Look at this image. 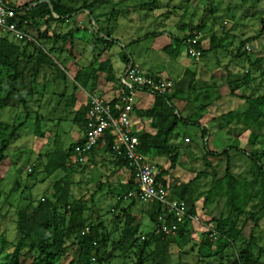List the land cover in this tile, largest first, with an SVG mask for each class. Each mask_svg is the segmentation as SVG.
I'll return each instance as SVG.
<instances>
[{"label": "rangeland", "instance_id": "obj_1", "mask_svg": "<svg viewBox=\"0 0 264 264\" xmlns=\"http://www.w3.org/2000/svg\"><path fill=\"white\" fill-rule=\"evenodd\" d=\"M153 1H108L100 9V12L109 13L112 8H116L118 12L116 11L112 18L100 22L97 29L101 32L103 31V33H106L107 30L112 31L111 37L113 43L110 44L111 46L113 45L112 48L106 51L104 44H101L102 41L96 44L97 36L94 33H83L84 31L81 30L82 32L79 33L81 41L78 43L74 42V45L68 42L63 45L64 50L67 52L72 47L71 49L75 58L76 56L79 57V54L80 56L86 54V59L80 58V61L76 62L77 68L80 70H78L79 74L75 73L74 67L68 66L58 55L51 53L48 56L52 62L53 71L51 72L50 67L47 66L44 73L40 74L37 81L38 84L36 85L37 90H41L40 88L42 87L44 88L42 90L45 92V97L41 98V105L35 103L36 99L39 100L38 96L31 102L32 105L28 109V119L25 118L26 114L21 109H4L0 111V120L2 122L18 124L25 121L24 127L18 131L16 139L10 144L6 152L8 160L1 168L4 172V178L0 184V235L6 242L8 252L11 251L10 245L15 244L18 238L14 226L16 219L15 211L18 208H24L27 205L28 199L38 200L43 197H50L53 193V183L65 175L62 172H57L53 176L48 177L44 171V166L49 163L51 165L52 161L60 159V155L65 153L68 147L74 143V132L76 130L72 122L73 116L70 113L72 112L73 105L78 104L83 98L82 93L86 88L84 83L86 72H83V67H86L90 63H88V60L92 54L91 51H93L92 44H96L93 54L96 58L102 53V55L112 58V62L113 59L117 60L119 58L122 60L124 57H131L135 61H138L140 60L139 57L142 60L146 57L149 45L153 41V38H146L147 34L159 33V35L165 36L169 40H178L187 33L189 28L200 27V32L206 35L214 32L216 35L214 42L219 44L223 54L219 58L221 63H228L230 61L229 54H235L234 51L238 49L240 41H243L246 47L249 48V51L246 49L248 55L244 56L241 60L244 63L243 65L247 61V58H245L247 56H249L248 58L251 61H254L256 56L257 58H264V19L262 20L264 18V0H157L155 5ZM9 2L12 7H21L32 2V0H9ZM81 16L84 17L80 20L82 21V26L90 29L87 17L85 15ZM225 17L235 19L237 27L233 31V37L221 33L223 25L221 26L219 23H222ZM213 23L219 26L214 28ZM76 24L79 26V21ZM50 26L52 29L53 25L51 24ZM73 27V24H68V26L67 24L61 25V28L56 25L52 31L67 33L69 28ZM235 36H239V39L236 38L235 40ZM44 46L48 50L51 48L49 44ZM175 49H178L179 54L177 56L178 59H176L177 63L174 61V64L179 66L181 63H194L187 56L185 46L176 47ZM152 57L158 63L157 67H161L168 62H172L173 54L159 52L157 54L154 53ZM201 62L205 66L210 65L208 68L210 69L213 67L211 65L214 64L213 56L211 54L207 55ZM260 65L259 72H262L264 71V62ZM220 70L224 72L222 69ZM256 70L258 71V69ZM222 74L224 76V73ZM138 95L139 93H137V98L135 99V106ZM146 96H151V94L147 93ZM36 106H41L38 111L41 113V115L38 114V121H40L38 124L35 120L36 113L31 112ZM221 107L225 109L226 104ZM41 117L49 120L43 121L44 119ZM58 119H60L59 122ZM227 120L228 118L224 119L221 123L224 125L227 123ZM193 121H190L184 127L180 125L178 128V132L187 133V137L190 138L191 147L182 149V151L180 150L175 170L169 169L167 160L163 164H160L158 158L151 159V161L158 164L160 168L168 170L169 185L178 182L188 183L199 172H203L202 176L199 177V182L192 184L190 187L191 191H195L191 193L193 194L194 202L189 196H186V200L188 206L194 204L195 214L199 217V223L213 228L214 224L211 223L212 218H219L222 214L226 215L227 213L224 208L225 198H215L218 190L214 188V180L218 181L225 175L227 161L225 156L208 157L211 168H207L204 166L202 155L209 152L226 151L230 162V173L238 181L250 179V172L253 167L244 153H234L229 150V145L233 138L228 133L224 134V136H216L215 134L210 136L208 134L204 143L200 138L201 129L194 125ZM36 131L42 132L45 136L42 138L36 136ZM261 142L264 144V138ZM241 143L244 148L248 147L244 138L241 139ZM247 165L248 167H246ZM32 168L35 170L34 174L28 177L27 174ZM212 169L214 171L213 174ZM254 169L256 168L254 167ZM101 172L102 169L94 170L93 168L87 174L75 173L69 178L70 182H72L71 192L73 197H82L84 205L88 208L87 213L84 215L85 222L99 219L104 223L115 216L112 213L113 211L111 212V209L116 208L117 205L115 197L107 195L108 191L104 185L101 192H96L97 182L103 184V179L100 176ZM26 186L30 189L24 191L23 188ZM222 188L225 189L224 184ZM211 189L215 191L213 193L214 197L211 195L208 198L207 192ZM249 189L251 188L249 187ZM21 194L24 195L20 196ZM206 198H208V202L204 204ZM139 205L145 210L151 208V205L147 203H139ZM200 224L193 223L192 225L199 227ZM251 225L248 224L243 229V235L246 238L251 237ZM195 228L197 232L193 233L192 242L186 247L179 248L183 254H179V249L176 245H173L172 248L169 245L168 252L158 257L157 251L161 247L156 242H151L146 251L147 255L145 257L147 261L145 264H217L216 258L201 259L199 257L197 245L202 240L205 232L203 227V231L202 229L200 231L197 227ZM154 230V224L148 219V216H144L140 222L137 237L139 238L144 235V237H148ZM118 235L119 233L116 232L114 237H118ZM252 236L255 239L254 255L264 263V219L259 222L258 228H256ZM113 246L117 247V244L110 243L109 247ZM109 247L107 248V252L113 251ZM170 248L171 252H169ZM152 253L157 256H153ZM77 254L78 248L72 246L62 258V262L67 263L75 260ZM115 255L116 257L110 264H131L137 259L134 254H130L127 251V248L125 252L116 250Z\"/></svg>", "mask_w": 264, "mask_h": 264}, {"label": "trees", "instance_id": "obj_2", "mask_svg": "<svg viewBox=\"0 0 264 264\" xmlns=\"http://www.w3.org/2000/svg\"><path fill=\"white\" fill-rule=\"evenodd\" d=\"M108 1L111 2L112 0H32L28 4L17 7L16 11L19 12L17 20L19 22L25 20L31 22V26H29L31 33L43 45H51V48L46 50L49 55L54 51L52 48L53 41H61L62 45H65L71 41L74 32L69 31L64 35L53 33L52 36H49L50 23L68 21L78 14L88 15L91 19L89 22L91 33H94L97 36V41H100V35L103 31L97 29L100 23L99 18H102L101 22H103V20L112 18L117 11L116 8H112L109 13L104 15L96 13ZM153 2L155 5L157 0ZM53 15L58 18L55 20ZM194 31H201V29L200 27H193L189 31L190 35ZM110 32L112 31L107 30L103 35L109 41H113ZM153 36H157V34H153ZM215 39L211 40L212 43L210 41L212 44H210V49L220 47L217 42H214ZM177 41L180 43L181 40ZM14 42H9L7 37H4L0 42V111L21 109L26 114L25 118L28 119V109L35 94L38 78L44 67L48 65L53 67V65L49 56L40 48L32 44ZM200 47L203 56L205 51L203 39L200 42ZM241 48H244V42H242ZM124 60L127 62L126 57ZM263 61L264 58H257L251 63V66L260 65ZM261 77V86H264V71L261 72ZM258 89L255 87L252 95L245 98L248 108L243 117V123L248 127L264 125V94H258ZM153 96L154 100L149 109L136 112L140 119L150 121V129L152 130V133L137 132L139 151L148 159L164 158L169 163V169L173 170L177 166L179 147L174 145L172 140L178 139L179 134L176 131L179 126L183 125L184 127L190 121L184 119L173 106L172 100L175 98L173 93L167 92L163 95ZM81 121H83L84 127L86 119L82 117ZM38 122L40 123V121H36L37 124ZM192 123L196 126L199 125L196 121ZM24 125L25 121L9 124L0 120V184L4 178V172L1 168L8 160L6 152ZM35 135L42 137L43 133L36 131ZM200 138L203 141L206 138L205 130H202ZM255 138L258 139V137ZM112 143V137L106 135L103 142L98 143L91 150V153L100 146L104 157L108 156L117 170L128 169L126 159L123 156H117L112 151ZM75 145L71 144L65 153L60 155V159L52 161L51 165L49 163L44 166V171L48 177L57 172L65 174L63 178H59L53 183L52 195L38 200L28 199L24 208H18L15 211L14 226L18 238L15 244L10 245L11 251L8 252L6 242L0 235V264H110L116 257V255L114 256L116 250L125 252L126 248L130 254H134L137 258L131 264H145L147 261L146 251L151 242H156L161 247L157 251L158 257L168 252L170 244L176 245L179 249L192 242L189 221L187 220L179 225L177 234L173 237H162L157 233V216L161 213V208L156 205L157 211L150 217V221L155 225V232L148 237L143 236L144 240H141L142 236L137 237V228L130 229V227L125 226L119 234L122 241L114 242L113 244L116 243L117 247L112 248L113 251L107 252L109 234L101 231V223H96L93 220L84 221V215L88 211L84 205V199L82 197L74 198L71 192L70 176L75 173L85 174L88 171V167L84 163H77L74 154ZM236 148L237 146H232L229 147V150L232 151ZM224 156L227 161L225 175L218 181L214 180V188L218 190L215 198H225L224 208L227 213L226 215L222 214L219 218H212L211 223L214 224L213 229L218 233V237L215 241H210L207 234H203L202 240L197 245L199 257L201 259L216 258L217 264H264L254 255L255 239L252 236L258 228L259 222L264 219V150L247 154V158L253 167L251 173L254 175L252 180L247 179V181H238L230 173V162L226 151L204 153L202 160L205 167L211 168L208 157ZM100 163L102 166L103 161ZM29 171L27 176L31 177L35 170L32 168ZM167 173L168 170L163 169L162 175L166 176ZM202 174L203 172H199L186 184H171L170 197L183 200L187 204L186 196H189L194 202L191 193L195 191H191L190 187L199 182V177ZM98 183L100 185H96L97 189H102L101 182ZM223 184L225 189L222 188ZM246 186L247 188H245ZM133 188V177L130 174L129 181L122 186L121 193L117 197L126 194ZM28 189H30L28 186L23 188L24 191ZM213 193L215 191L209 190L207 192L208 198L213 196ZM22 195L24 194L20 196ZM208 198L205 199L204 204L208 202ZM116 203L121 204L123 202L116 199ZM187 207L188 213L195 215L194 204L189 206L187 204ZM112 211L114 212V210ZM248 224H252L250 238L243 235V229ZM85 228H88L89 231L82 236L81 232ZM72 246L78 248L76 259L67 263L62 262V258ZM178 252L179 254L182 253L180 249ZM152 255L157 256L154 253Z\"/></svg>", "mask_w": 264, "mask_h": 264}, {"label": "crops", "instance_id": "obj_3", "mask_svg": "<svg viewBox=\"0 0 264 264\" xmlns=\"http://www.w3.org/2000/svg\"><path fill=\"white\" fill-rule=\"evenodd\" d=\"M100 9H98L96 13L104 15L105 13L100 12ZM81 15H85L87 17V22L90 27L89 22L91 19L88 17L87 14H78V16L68 21H56L50 23V25L52 24L53 28L56 27V25L60 26L61 28V25L67 24L68 26V24H73L74 27L69 28L67 33L69 31H74L72 34L71 41L68 42L69 44L74 45V42L78 43L79 41H81V37L79 35L80 32L84 31L83 33H91V28L88 29L82 26V21L80 20L84 17ZM263 19L264 18H262V20ZM101 20L102 18H99V22H101ZM78 21L79 26H77L76 24ZM219 24H221V26L223 25L221 27V33H223V35H234L233 31L237 27L234 18L231 19L225 17L222 23ZM213 26H215L214 28H216L217 25L213 23ZM192 28L193 27L189 28L187 33L183 35L181 39H178L181 40L180 43H178L176 39L169 40L165 36L159 35V33L147 34L146 38H153V41L149 45L148 54L146 55V57L143 60L141 57H139L140 60L138 61H135V59L131 57H126L127 62L124 60V58L122 60H120L119 58L117 60L113 59L112 62V58L102 55V53H100L96 58L93 55L94 50L96 48L95 45L99 44L100 41H102V43L100 42L101 44H104V49L106 51L109 48L111 49L113 46L109 45L112 44L113 41H109L107 37L103 35V33L100 35V41H97L96 38L97 43L95 45L92 44L93 51H91L92 54L90 55V58L88 60V63H90L86 65V67H83V72H86L84 83L87 89L85 88V90H83L82 101H79L78 104L73 105L72 112L70 113V115L73 116L72 122L76 130L74 132V143L72 144L80 143L83 140L84 127L83 121H81V119L82 117L86 119L88 96L91 94H98L110 100L116 98L120 92L119 79L123 76L127 66L130 63H133L141 70V72L145 76L152 78H161L173 82L172 88L167 91L175 95V98L172 100L173 106L176 108L177 112H179L182 117L184 116V119L188 121L194 120L198 122V128L201 129V132L202 130H205L206 135L210 134V136L212 134H215L216 136H224V134L228 133V135L233 138L229 147L237 146L235 150H232L234 153H244L247 156L248 153L261 152L262 150H264V144L263 142H261V140L264 138V125H262L261 127H248L246 124L243 123V117L246 114L248 108L245 98L250 97L252 95L253 89L255 87L259 88L258 94H264V86H261V72H259L260 65L252 67L251 63L253 61L248 58L249 56L245 57L247 58V61L245 62V65H243L244 63H242L241 60L244 56L248 55L246 49H249L246 47V44H244V48H241V44L243 41L239 42L238 49L234 51L235 54H229L230 61H228V63L225 62L227 64L221 63L219 60V58L223 56L221 52V47L210 49V44L212 43L213 39L216 38L214 32L210 33L209 35L203 33V47L205 51L204 55L200 58L198 62H188V64L181 63L179 66L174 64V61L175 63H177L176 59H178L177 56L179 54L178 49L175 48L184 46L183 42L190 36L189 31ZM52 29L50 26L49 36H52L53 33L58 35L66 34V32L52 31ZM110 33L112 34V32ZM153 34H157V36H153ZM236 38L239 39V36H235V40ZM7 40L9 42H13V40L9 37H7ZM52 44V48L54 50L53 53L58 55L59 58L63 59L68 66L74 67L75 73H77L78 75L80 70L77 68L78 66L76 62H78L80 58L86 59V54H84V56H80L79 54V57L76 56L75 58V55H73V51L71 49V45V48L69 49L70 51L67 52L64 50L61 41H53ZM41 45L43 46V48H45L43 43H41ZM46 50L47 49L45 48L44 53L48 55ZM244 51L246 52L244 53ZM65 52L68 54H66ZM159 52L173 54L171 62L172 64L168 62L166 63V65L164 64L161 67H157L158 63L155 61L152 55H154V53L157 54ZM210 54L213 56L214 64L211 65L213 67L208 69L210 65L205 66V64H203L201 61L204 57ZM255 59H257V56ZM91 62H93V64H91ZM48 66L50 67L52 72L53 67L51 65ZM46 68L47 66L43 68L41 74L44 73ZM220 69H222L224 72H222ZM256 69H258V71ZM222 73H224V76ZM42 88H40L41 90H37V87L35 86V94L34 97L31 99L29 106L32 105L31 102H33L38 96L39 100L36 99L35 103L41 105V98L45 95V92H43ZM138 93L139 95L138 99L136 100V106L134 105V109L132 112V121L134 129L138 133H152V130L150 129V121L147 119H140L136 115V112L149 109L152 106L154 96L151 95L148 96V98L146 96L147 93ZM225 104L226 108L224 109L221 106ZM40 108L41 106H36L31 110L32 113H36V121L39 120L38 114L41 115V113L38 112ZM41 118L44 119L45 117ZM226 118H228L227 123L223 125L221 122L224 121V119ZM48 120L49 119H44L43 121ZM59 121L60 119H58V122ZM176 133L179 134L180 138L178 137L177 140H172V143L179 147V152L180 150L182 151V149H188L189 147H191L190 138L187 137V133L178 132V130L176 131ZM44 136L45 135H43L42 137ZM183 137H185V139H182ZM255 137H258V139H256ZM242 138L245 139V143L246 145H248L247 148H244L243 144L241 143ZM204 140L206 141V138ZM158 159L160 164L166 163V160L164 158ZM101 161H103L102 166L100 163ZM84 164L88 167V171L86 172V174L93 168L94 170L102 169V172L100 173V176L103 179V184L101 185L102 189H97L96 187V192H101L103 190V187L105 186L108 191L107 195H113L115 197V200L116 197L121 193L122 186H124L130 179L129 171L126 168L117 170L114 167L113 162H111L110 158L108 156L104 157L102 148L100 146L95 148L92 153L90 152ZM246 167H248V165ZM250 176L251 177L248 180H252L254 178V175L251 172ZM166 180L167 182L169 180L168 173L166 175ZM96 185L98 186L100 184L97 182ZM150 205L151 208H149V210H145L139 205L138 202H123L121 204H117L116 208L111 209V212L112 210H114V212L112 213L115 215L112 219L104 223L101 220L96 219V223L102 224L101 231L106 234H109L110 240L108 241L107 248L109 247L110 243H114V241H122L119 235L118 237H114V234L116 232L120 234L124 230L125 226L130 227V229L137 228L138 230L140 222L142 221L144 216H148V219L150 220V217L157 211L156 205ZM195 227L199 228L200 231L202 227L204 228V226L201 224L199 227L196 225L189 224L191 239L194 236L193 233L197 232V229ZM173 245L174 244H170V247L172 248ZM109 248H114V246ZM171 248L169 252H171Z\"/></svg>", "mask_w": 264, "mask_h": 264}, {"label": "built area", "instance_id": "obj_4", "mask_svg": "<svg viewBox=\"0 0 264 264\" xmlns=\"http://www.w3.org/2000/svg\"><path fill=\"white\" fill-rule=\"evenodd\" d=\"M16 9L17 7L10 6L9 0H0V42L4 37H9L15 42L32 44L44 51L40 41L29 29L31 22H19V12ZM52 17L55 20L58 18L55 15ZM203 38L202 32L194 31L183 42L187 56L193 62H198L202 57L200 42ZM119 86L118 96L111 100L98 94L88 96L83 140L74 146L77 163H85L91 150L103 142L106 135L111 136L112 151L126 159L127 170L134 182V188L117 197V201L159 205L161 213L157 216V233L162 237L175 236L179 225L186 220L189 224L199 225V217L188 213L187 204L183 200L170 197L171 186L166 176L162 175L163 169L140 153L137 132L132 121L138 92L163 95L172 88L173 82L145 76L137 66L130 63L119 79ZM88 231L85 228L81 235ZM204 232L210 241H215L218 237V233L210 226H204ZM141 240H144L143 236Z\"/></svg>", "mask_w": 264, "mask_h": 264}]
</instances>
